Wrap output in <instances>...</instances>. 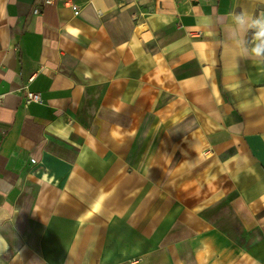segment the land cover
<instances>
[{
    "label": "crops",
    "instance_id": "crops-1",
    "mask_svg": "<svg viewBox=\"0 0 264 264\" xmlns=\"http://www.w3.org/2000/svg\"><path fill=\"white\" fill-rule=\"evenodd\" d=\"M241 12L264 0H0V264H264Z\"/></svg>",
    "mask_w": 264,
    "mask_h": 264
},
{
    "label": "clouds",
    "instance_id": "clouds-1",
    "mask_svg": "<svg viewBox=\"0 0 264 264\" xmlns=\"http://www.w3.org/2000/svg\"><path fill=\"white\" fill-rule=\"evenodd\" d=\"M227 31L230 38L236 40L241 54H249V49L244 46L243 35L249 31L253 33V45L251 55L256 57L264 56V16L252 17L245 12L235 14L232 17V25Z\"/></svg>",
    "mask_w": 264,
    "mask_h": 264
},
{
    "label": "built area",
    "instance_id": "built-area-1",
    "mask_svg": "<svg viewBox=\"0 0 264 264\" xmlns=\"http://www.w3.org/2000/svg\"><path fill=\"white\" fill-rule=\"evenodd\" d=\"M35 13H37V11H35ZM26 99H25V101H26V103H30V101H39V96H37V95H34V94H32V93H27L26 94ZM3 95L1 94L0 95V107H1V105H2V102H3Z\"/></svg>",
    "mask_w": 264,
    "mask_h": 264
}]
</instances>
